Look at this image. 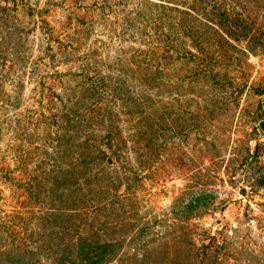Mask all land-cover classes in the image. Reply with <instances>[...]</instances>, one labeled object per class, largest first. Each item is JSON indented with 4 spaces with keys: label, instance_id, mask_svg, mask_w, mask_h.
<instances>
[{
    "label": "rangeland",
    "instance_id": "obj_1",
    "mask_svg": "<svg viewBox=\"0 0 264 264\" xmlns=\"http://www.w3.org/2000/svg\"><path fill=\"white\" fill-rule=\"evenodd\" d=\"M0 264H264V0H0Z\"/></svg>",
    "mask_w": 264,
    "mask_h": 264
}]
</instances>
